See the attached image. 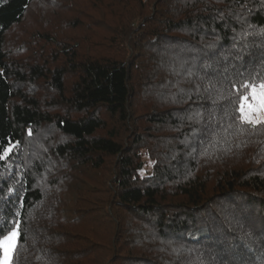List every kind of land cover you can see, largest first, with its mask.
<instances>
[{
  "label": "trees",
  "instance_id": "obj_1",
  "mask_svg": "<svg viewBox=\"0 0 264 264\" xmlns=\"http://www.w3.org/2000/svg\"><path fill=\"white\" fill-rule=\"evenodd\" d=\"M244 81H264V0H0L11 264H264Z\"/></svg>",
  "mask_w": 264,
  "mask_h": 264
},
{
  "label": "snow or ice",
  "instance_id": "obj_2",
  "mask_svg": "<svg viewBox=\"0 0 264 264\" xmlns=\"http://www.w3.org/2000/svg\"><path fill=\"white\" fill-rule=\"evenodd\" d=\"M233 88L239 92L241 88L247 91L239 96L237 110L242 123L257 125L264 123V81L250 83L244 81L243 84L234 83ZM13 148L11 142L7 146H0V160H6ZM19 224L16 228L5 234L0 231V264H11V256L15 253L19 241Z\"/></svg>",
  "mask_w": 264,
  "mask_h": 264
},
{
  "label": "rangeland",
  "instance_id": "obj_3",
  "mask_svg": "<svg viewBox=\"0 0 264 264\" xmlns=\"http://www.w3.org/2000/svg\"><path fill=\"white\" fill-rule=\"evenodd\" d=\"M89 12L93 13L91 15L93 18H95V17H102L101 14H97L95 11H89ZM40 13H43L41 11V9H40ZM44 13L49 14V13H52V12H49V11L45 10ZM56 15H57V13H56ZM61 15L59 17L60 18H64V19L71 17V15L69 16V13L67 15L66 14H61ZM36 16L37 15L34 14V13H33V16L32 17L30 16L29 19H31V21H32L31 23L32 24H30V23L26 24V26L23 27V30H31L33 27H34L33 29H36V25H37V23L35 21L36 20ZM32 18H33V20H32ZM101 21L103 22L102 23L103 26L101 28H99V27H93V25H89L87 27V30L85 32H84V30H85L84 28L83 29L80 28V30H76V31H78L77 32L78 33L77 35H81L82 34V36H85V37L89 38V37H92L93 35L95 36V34H97V33H100L101 35H104L105 37H108L109 34H110L109 29H111V28H113V27H115V26L118 25V20H116V21L107 20L105 22V19H101ZM88 23H91L90 20L88 21ZM69 31H72V30H69ZM20 33H21V31L18 34H20ZM24 39H25V37H24ZM146 164H147V166L150 167L151 166V161L147 159V163ZM12 258H13V255L11 256V262H12Z\"/></svg>",
  "mask_w": 264,
  "mask_h": 264
}]
</instances>
